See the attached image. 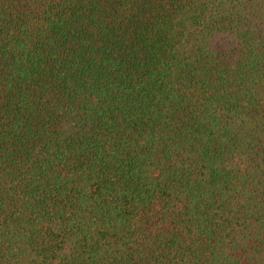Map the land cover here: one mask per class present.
<instances>
[{
	"label": "trees",
	"instance_id": "trees-1",
	"mask_svg": "<svg viewBox=\"0 0 264 264\" xmlns=\"http://www.w3.org/2000/svg\"><path fill=\"white\" fill-rule=\"evenodd\" d=\"M0 264H264V0H0Z\"/></svg>",
	"mask_w": 264,
	"mask_h": 264
}]
</instances>
